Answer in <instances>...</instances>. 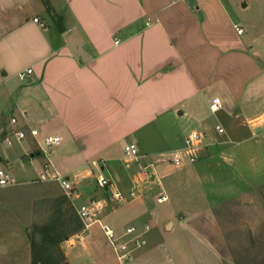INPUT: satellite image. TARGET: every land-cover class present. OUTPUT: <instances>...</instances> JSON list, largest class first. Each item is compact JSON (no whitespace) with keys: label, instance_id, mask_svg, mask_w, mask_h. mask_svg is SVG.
<instances>
[{"label":"crops","instance_id":"crops-1","mask_svg":"<svg viewBox=\"0 0 264 264\" xmlns=\"http://www.w3.org/2000/svg\"><path fill=\"white\" fill-rule=\"evenodd\" d=\"M16 128L39 134L4 149L3 135ZM192 130L203 136L187 152ZM48 134L60 142L44 153ZM130 142L138 160L124 157ZM174 151L180 165L169 160ZM46 160L70 179L74 208L95 199L94 216L117 232L153 227L149 193L112 198L143 189L145 167L172 197L192 182L198 202L167 220L168 231L204 244L200 263L224 264L230 251L216 208L264 193V0H0V168L17 183L53 181L43 180ZM99 174L107 186L97 185ZM64 243L70 264H120L97 223Z\"/></svg>","mask_w":264,"mask_h":264},{"label":"rangeland","instance_id":"rangeland-1","mask_svg":"<svg viewBox=\"0 0 264 264\" xmlns=\"http://www.w3.org/2000/svg\"><path fill=\"white\" fill-rule=\"evenodd\" d=\"M235 1L241 3L244 0ZM2 147L11 148L6 145ZM145 171L147 178L144 187L143 189L138 187L135 192L140 193L144 190L149 193L150 208L152 213L154 212L153 222L151 221L153 227L145 234L144 246L133 251L130 258L120 264H133V255L147 250L151 251L148 256L139 263H134L202 264L201 256L204 254L208 257L204 244L195 240L185 242L176 229L175 232H169V227L165 226L169 219L177 222L179 213L185 209L190 210L195 201L198 202L193 195L196 186L189 181L183 182L172 197L168 192L163 191L164 177L154 182L148 177L150 169L145 167ZM176 172L173 171L170 176L173 177ZM196 189L198 190V187ZM48 191L52 195L63 192L59 184L53 181L25 180L11 186L0 187V258L7 256L6 260L1 259L3 264H28L30 246L26 228L40 219L38 217L43 208L41 210L39 208L47 202L44 194ZM164 192L168 195V200L157 202L155 196ZM215 213L221 223L231 255L224 257L223 263L264 264V193H253L246 197L231 199L216 208ZM130 221L131 219H126L122 223L125 225ZM67 239L60 243L63 253V248H66L64 242ZM211 245L214 243H208L206 246L211 247ZM66 260L68 261L67 257Z\"/></svg>","mask_w":264,"mask_h":264},{"label":"built area","instance_id":"built-area-1","mask_svg":"<svg viewBox=\"0 0 264 264\" xmlns=\"http://www.w3.org/2000/svg\"><path fill=\"white\" fill-rule=\"evenodd\" d=\"M35 22H38L41 26L43 23L39 21L37 17L32 19ZM242 27L236 26V32L240 34L242 32ZM118 40H115L117 42ZM32 72V69L30 67L24 68L17 72V77L21 80L27 79L29 74ZM220 100L217 96H213L210 100L209 108L211 111H216L220 108ZM10 122L12 124H15L17 122L15 117L10 118ZM216 129L218 131H222V128L217 125ZM39 134V131L37 128H16L13 131H10L3 135L2 142L5 145L11 146L15 140H22L26 138V136L30 135L33 137H37ZM203 136L199 131L192 130L185 139V151H191L194 148L198 146L200 138ZM43 141V147L42 150L44 153H47V148L56 145L60 142V138L57 135H45L42 138ZM123 154L126 158H132L138 160V148L135 143L130 142L126 143L123 146ZM193 157L190 156L189 160L193 161ZM169 160L175 164L180 165L182 163V158L180 153L177 151H174L170 156ZM52 164L49 160H46L43 163V174L44 178L48 180L56 181L60 188L63 190V192L68 196L71 197V195L75 192V188L73 187L70 179L66 177L63 174H60L56 171L53 172ZM17 182L15 179L11 176V174L3 169L0 168V187L2 186H10L14 185ZM96 183L99 187H105L108 185L109 180L102 174H99L96 179ZM136 192L135 190H129L127 193H123L120 190H116L112 193V198L123 200L126 198H133L135 197ZM167 199V196L165 194H160L157 196L156 201L157 202H163ZM97 201L95 199H91L88 203H84L79 205L76 208V212L80 220L82 221L83 228H88L91 224L97 223L101 231L103 232L106 240L108 241L109 245L111 246L112 250L114 251L117 260L119 262H122L123 260L129 259L130 255L133 251L141 248L146 243V238L144 234L149 229V224L145 223L142 227H138L135 224L127 225L121 232H117L114 227H112L110 224L102 221L100 218H97L94 216L93 213V207L96 205Z\"/></svg>","mask_w":264,"mask_h":264},{"label":"trees","instance_id":"trees-1","mask_svg":"<svg viewBox=\"0 0 264 264\" xmlns=\"http://www.w3.org/2000/svg\"><path fill=\"white\" fill-rule=\"evenodd\" d=\"M47 202L37 221L27 228L30 246L29 264H70L60 247L61 241L83 228L69 197L64 192H45ZM45 202V200H44ZM38 210V211H39Z\"/></svg>","mask_w":264,"mask_h":264},{"label":"water","instance_id":"water-1","mask_svg":"<svg viewBox=\"0 0 264 264\" xmlns=\"http://www.w3.org/2000/svg\"><path fill=\"white\" fill-rule=\"evenodd\" d=\"M180 216H181V213L178 214V217H180ZM165 226L169 227L170 226V222L168 221Z\"/></svg>","mask_w":264,"mask_h":264}]
</instances>
